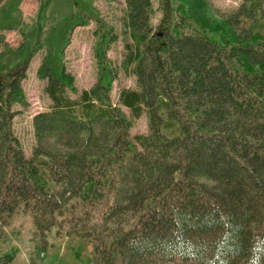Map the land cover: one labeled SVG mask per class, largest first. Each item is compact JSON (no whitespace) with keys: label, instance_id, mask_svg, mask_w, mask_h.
Returning <instances> with one entry per match:
<instances>
[{"label":"trees","instance_id":"trees-1","mask_svg":"<svg viewBox=\"0 0 264 264\" xmlns=\"http://www.w3.org/2000/svg\"><path fill=\"white\" fill-rule=\"evenodd\" d=\"M177 1L161 0L153 26L151 0H124L122 64L136 87L119 90L120 105L104 54L107 82L100 72L77 90L63 65L46 74L30 156L12 128L28 58L0 70V223L29 213V264H43L54 227L88 239L102 264H264V0L218 17L209 0Z\"/></svg>","mask_w":264,"mask_h":264},{"label":"rangeland","instance_id":"rangeland-1","mask_svg":"<svg viewBox=\"0 0 264 264\" xmlns=\"http://www.w3.org/2000/svg\"><path fill=\"white\" fill-rule=\"evenodd\" d=\"M151 24L156 26L161 17V0H151ZM241 0H209V14L218 17L237 7ZM172 6L177 0H170ZM124 0H3L0 3V70H8L28 58L21 86L24 104L13 105L15 115L12 128L26 156L32 153L34 135L32 117L48 110L50 99L45 93L46 74L59 76L63 65L74 79L77 90L89 88L102 72L103 82L109 73L97 64L98 56L105 55V67L114 72L111 99L118 102L121 88H135V76L125 71L123 60L126 44L131 42L124 29ZM103 33L105 36H103ZM218 39L215 32L206 31ZM114 36L115 40L110 41ZM29 56V57H28ZM120 105V104H119ZM129 116V110L121 106ZM147 132L146 116L132 119L129 136L135 143L136 134ZM136 147L138 145L136 144ZM134 146L130 149L132 151ZM0 223V255L14 253L11 264H29L34 249L33 223L20 205ZM49 247L43 264H102L95 262L92 243L67 234L66 228L48 234ZM116 264L119 258L116 257Z\"/></svg>","mask_w":264,"mask_h":264}]
</instances>
